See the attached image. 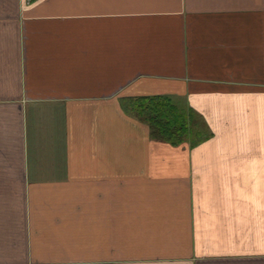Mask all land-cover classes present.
Wrapping results in <instances>:
<instances>
[{
    "label": "crops",
    "instance_id": "crops-1",
    "mask_svg": "<svg viewBox=\"0 0 264 264\" xmlns=\"http://www.w3.org/2000/svg\"><path fill=\"white\" fill-rule=\"evenodd\" d=\"M0 264H264V0H0Z\"/></svg>",
    "mask_w": 264,
    "mask_h": 264
},
{
    "label": "trees",
    "instance_id": "trees-1",
    "mask_svg": "<svg viewBox=\"0 0 264 264\" xmlns=\"http://www.w3.org/2000/svg\"><path fill=\"white\" fill-rule=\"evenodd\" d=\"M126 108L145 122L158 140L176 145L189 133L190 116L167 96L132 99Z\"/></svg>",
    "mask_w": 264,
    "mask_h": 264
}]
</instances>
